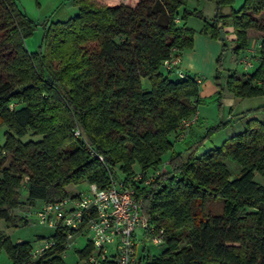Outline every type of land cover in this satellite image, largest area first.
<instances>
[{
	"label": "trees",
	"instance_id": "trees-1",
	"mask_svg": "<svg viewBox=\"0 0 264 264\" xmlns=\"http://www.w3.org/2000/svg\"><path fill=\"white\" fill-rule=\"evenodd\" d=\"M74 1L78 14L46 22L40 48L31 53L26 41L37 24L15 0H0V129L7 128L0 146V221L9 228L29 223L13 213L25 205L22 186L28 203L54 201L69 196V185L104 187L110 174L121 179L117 164L123 182L133 184L137 164L144 174L160 171L148 188L138 190L149 225L167 236L160 253L143 254L140 264H264V185L255 180L256 174L264 176V122L250 118L244 132L201 154L206 140L228 122L208 128L184 152H175L169 141L182 120L196 113L200 82L188 74L172 79L175 73H164L163 62L191 48L194 30L182 21L187 14H203L184 10L180 17L188 0H138L135 6ZM209 1L216 2L217 16L205 33L220 40L229 19L237 57L250 44V30L262 43L256 70L241 76L221 74V55L215 76L220 104L227 93L264 96V0H244L228 17L221 10L234 0ZM15 101L22 105L12 108ZM242 114L264 115V108ZM76 128L84 138L74 135ZM28 136L40 139L24 141ZM168 152L169 165L161 167ZM229 162L240 168L235 178ZM211 199L222 201L220 213H207ZM51 236L57 246L34 260L33 247L13 243L0 230V252L5 249L12 264H64V233ZM92 250L86 245L76 254L89 264Z\"/></svg>",
	"mask_w": 264,
	"mask_h": 264
},
{
	"label": "rangeland",
	"instance_id": "rangeland-1",
	"mask_svg": "<svg viewBox=\"0 0 264 264\" xmlns=\"http://www.w3.org/2000/svg\"><path fill=\"white\" fill-rule=\"evenodd\" d=\"M19 8L26 13V15L37 24L33 33L27 37L26 48L29 52H37L42 43V38L44 34V24L46 22H62L67 21L78 14V5L74 0H15ZM98 5H120L121 3H130L135 6L138 3V0H95ZM244 0H234L231 6H225L222 8L221 13L224 16L230 15L234 11H238ZM184 10L188 13L194 11L200 12L203 14V18L195 14H187V17L183 22H186L187 26L194 30L193 36V45L191 48L187 47L183 50L185 58L190 63L188 68L189 74L196 79L200 78V102L196 106V115L198 117L197 123L201 130L205 131L208 128L216 126L221 121L226 122L228 117L232 114L230 120L232 126H243L242 123L245 119L242 116V113L247 110H254L259 108H264V96H257L251 98H236L232 94L227 93L223 99L222 104H220L218 96V88L215 85V76L217 74V62L222 55L221 62V74L227 76L229 71H237L241 76V73L244 72L242 65L238 64L236 55L233 52L235 48V43L230 37L233 29H230V21L226 19L225 23V35H226V47L223 50V42L221 40L213 38L209 33L204 32L205 26L212 25L214 18L217 16V4L214 1L209 0H188L186 5L180 10V17L184 15ZM262 19V18H259ZM258 34L255 32L251 35V40H257ZM224 51V52H223ZM245 51V50H244ZM242 51V53L244 52ZM241 53V54H242ZM189 54L192 56L189 57ZM258 66V65H257ZM257 66L252 70H256ZM164 69V68H163ZM164 73L167 71L164 69ZM172 79H178L177 74L170 75ZM143 84L146 88L149 87L146 79L143 80ZM14 107H20L22 103L15 101ZM262 115V114H261ZM242 116V117H241ZM239 119L238 121H235ZM264 122V115H263ZM193 125V126H195ZM179 127V133H174L169 136V141L173 143V150L175 152H184L189 146L194 144V141L188 140V142H179L181 141V136L185 134L191 127ZM227 128V127H225ZM229 128L226 130V133L230 134ZM7 131L6 127L0 129V146L5 143V132ZM206 133V132H205ZM205 135V134H204ZM29 139L39 140V137L28 136L24 139L27 141ZM201 139V138H200ZM211 140H206L204 145L199 150V154L207 151L208 142ZM197 142V141H196ZM190 143V144H189ZM192 143V144H191ZM172 152L166 153L162 157V166H168L169 160ZM10 162V156L7 155V160L5 166ZM228 165L231 169L233 176L238 175L240 168L237 164L229 162ZM133 171L138 174L141 173V168L137 165H133ZM115 173L119 178H124V174L120 171V164H117ZM1 175V174H0ZM1 177V176H0ZM255 180L261 184H264V176L256 174ZM88 183L83 182L78 185H69L66 188V191L69 195H73L77 192L84 191L88 188ZM21 200L25 204L23 207H20L17 210H14L13 213L24 218H28L29 223L27 225L20 226L18 228H9L6 223L2 220L0 221V230L4 233L5 236L10 237L13 243L18 241L27 242L31 247H35L40 241L39 237H50L53 232L49 228L39 226L36 223V212L42 205L41 200H35L33 203H28V193L25 186L21 188ZM222 201L219 200H209L207 204V213L218 214L222 211ZM87 245V240L85 236H78L76 238L73 246L66 251L64 254V264H85L86 261L79 259L77 253L78 249H84ZM145 246V255L150 256L157 255L163 248L156 247L151 239H143L142 244L138 247V254L143 253L142 247ZM35 260V258H33ZM0 264H12L11 259L8 257V254L5 249H1L0 252Z\"/></svg>",
	"mask_w": 264,
	"mask_h": 264
},
{
	"label": "built area",
	"instance_id": "built-area-1",
	"mask_svg": "<svg viewBox=\"0 0 264 264\" xmlns=\"http://www.w3.org/2000/svg\"><path fill=\"white\" fill-rule=\"evenodd\" d=\"M261 47L259 40L253 41L238 56V64L242 65L244 72H251L259 64ZM173 52L178 53V50L175 48ZM180 60L181 56H173L163 62V68L184 78L186 75L179 68ZM197 120L198 117L194 114L191 118L182 120L180 127L193 126ZM73 133L76 137L84 138L79 128ZM88 150L92 156L104 162V157L93 147L88 146ZM159 173L158 169L145 174L138 173L133 178V184L124 183V178L118 179L110 174L109 182L104 187L88 183V188L84 191L59 200L42 202L35 214L36 223L49 228L53 234L64 233V254L73 246L78 236H85L87 245L93 247L88 258L89 264H104L106 261L140 264V257L146 250L143 246V253L138 254L142 240L151 239L156 247L161 248L167 237L164 229L157 231L149 225L142 212L143 198L138 190L139 187L148 188ZM57 244L55 236L40 239L31 251L32 259H38Z\"/></svg>",
	"mask_w": 264,
	"mask_h": 264
},
{
	"label": "crops",
	"instance_id": "crops-1",
	"mask_svg": "<svg viewBox=\"0 0 264 264\" xmlns=\"http://www.w3.org/2000/svg\"><path fill=\"white\" fill-rule=\"evenodd\" d=\"M230 21V20H229ZM230 24H231V21H230ZM230 29L232 30L233 28H232V25H230ZM256 31H252V30H250L249 32H248V35H249V37L251 38V35H253L254 33H255ZM257 33V32H256ZM258 34V33H257ZM230 37H231V39L233 40V39H235V36H234V34L232 33V34H230ZM253 41H256V40H253ZM253 41L251 40L250 41V44H249V46H251L252 45V43H253ZM181 53V63H180V65H179V68L185 73V75H190L189 74V71H188V68L187 67H190V63L188 62V60L185 58V55H184V53H183V51H181L180 52ZM190 56H192L191 54H189V57ZM236 59H237V61H238V57H236ZM198 80H199V82H200V78H198ZM199 102H200V97H199ZM244 113V112H243ZM232 115H235V114H232ZM232 115H230L229 117H228V120L226 121V122H228V124H227V128H224V129H222V130H220V131H218V132H216L215 134H213L212 136H211V140L208 142V148H207V151H209V150H211V149H214V148H218V147H220L226 140H228L230 137H232V136H235V135H237V134H240V133H242V132H244V130L246 129V123H247V121L250 119V118H256V119H258V120H260V121H263V115H261V114H255V115H253V116H250V117H244L245 119L243 120V122L244 123H242L243 124V126H235V127H233L232 126V123H231V120H230V118H231V116ZM243 115V114H242ZM229 128H232L231 130H230V134L229 133H226V130L227 129H229ZM207 130H205V131H203V130H201V128L199 127V124H196L195 126H193V127H191L190 128V130H188L187 132H185V134H183L182 136H181V141H179V142H188V140H192V142L194 141V143L196 142V141H198L200 138H202V137H204V134H205V132H206ZM177 133H179V132H177ZM190 144V143H189ZM192 144V143H191ZM206 151V152H207ZM1 176V175H0ZM262 185H264V184H262ZM22 242V241H21ZM63 258H64V255H63Z\"/></svg>",
	"mask_w": 264,
	"mask_h": 264
},
{
	"label": "water",
	"instance_id": "water-1",
	"mask_svg": "<svg viewBox=\"0 0 264 264\" xmlns=\"http://www.w3.org/2000/svg\"><path fill=\"white\" fill-rule=\"evenodd\" d=\"M220 40H221V41L226 40L225 31H224L223 29L220 30ZM20 91H21L20 89H17V90H15L14 93L16 94V93H19ZM242 116H243V115H242ZM242 116H241V117H242ZM238 120H239V119H236L235 121H238ZM17 243H22V242H21V241H18Z\"/></svg>",
	"mask_w": 264,
	"mask_h": 264
}]
</instances>
